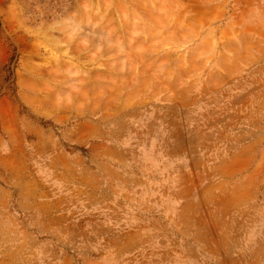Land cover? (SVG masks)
I'll return each mask as SVG.
<instances>
[{
  "label": "rangeland",
  "instance_id": "1",
  "mask_svg": "<svg viewBox=\"0 0 264 264\" xmlns=\"http://www.w3.org/2000/svg\"><path fill=\"white\" fill-rule=\"evenodd\" d=\"M0 264H264V0H0Z\"/></svg>",
  "mask_w": 264,
  "mask_h": 264
},
{
  "label": "bare ground",
  "instance_id": "2",
  "mask_svg": "<svg viewBox=\"0 0 264 264\" xmlns=\"http://www.w3.org/2000/svg\"><path fill=\"white\" fill-rule=\"evenodd\" d=\"M76 27V26H75ZM68 51L65 52V54H67ZM72 62V61H71Z\"/></svg>",
  "mask_w": 264,
  "mask_h": 264
}]
</instances>
